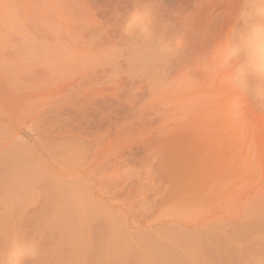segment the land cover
<instances>
[{"label":"rangeland","instance_id":"374dc122","mask_svg":"<svg viewBox=\"0 0 264 264\" xmlns=\"http://www.w3.org/2000/svg\"><path fill=\"white\" fill-rule=\"evenodd\" d=\"M45 1L0 0V231L28 221L18 240L3 233L5 264H202L203 240L258 245L264 138L201 136L202 118L183 110L201 85L187 80L181 35L167 37L138 0H88L97 26ZM255 22L239 58L257 70L243 60L229 74L264 103ZM232 247L216 254L251 257Z\"/></svg>","mask_w":264,"mask_h":264},{"label":"bare ground","instance_id":"6f19581e","mask_svg":"<svg viewBox=\"0 0 264 264\" xmlns=\"http://www.w3.org/2000/svg\"><path fill=\"white\" fill-rule=\"evenodd\" d=\"M47 1L51 0H46L45 2ZM53 1L51 2L53 3L52 5L56 3H54ZM138 1L139 6L143 10V13L149 11L150 13H148L152 14L156 18L155 22H157V27L159 29L160 27H162L163 29H165V33L169 34L167 37H178L179 34L181 35L180 38L182 39L180 40V38L178 37L179 39L177 40H179L178 43L185 44L186 51L184 52L183 56L185 59V63L189 64V67L186 68L187 71L185 72V75L187 77L191 70L195 71V76L193 78H187V80H198L201 85L199 91H195V93L192 94L190 93L191 95L189 94L190 96L187 97L185 108L183 110H185L188 115L192 116V118L195 115H198V117H196L197 119L202 118L203 123L201 125H198L200 122H196L199 127L201 126V130L199 131L198 126H195L197 127L200 134L202 132L204 133V136L203 134H201V136H203V138H206L205 140L209 142V144H211V141L219 142V144L220 142L229 143V141H233V143L236 144H239V142L247 143L249 141H261L264 138V114L262 113V110H260V108L264 105V103H258L260 99L258 100L259 96L257 97V95L255 97L248 96L246 94L247 86H243L242 90L239 91V88L236 87L235 83V80L237 79L230 76L231 74H229L230 70L232 71V69L237 68L241 61H250V57L246 55L245 57L242 56L239 58L240 54L243 52L240 44L242 40H244V35L248 36L256 30L255 26L252 25L253 19L257 21L254 24H260V28H262L261 23L264 24V12L263 10L261 11V8L259 7L261 0ZM13 2V5L16 4L15 1ZM56 4L54 6L58 7L60 10L62 8V10H66L67 15L70 13L69 16H75V21H77V19H80V17L77 18L78 16L84 15L83 17L87 18H84L85 20L82 17L81 18L85 22L87 20L94 21L96 23V26L99 25L98 23H100L98 22L100 19L97 16H93L94 14L91 15L93 11V4L91 2H88V0H59V3ZM76 8L77 11L79 10L78 12L76 11ZM137 8L138 10L140 9L139 7ZM147 8L149 9L148 11H146ZM64 11L62 12L64 13ZM139 12L142 13L141 11ZM107 31L101 29L100 27V29H98L97 31V34L103 33V37H109V31ZM110 43L113 42L111 41ZM232 59H234V61H232ZM249 64H251L250 67L252 69H254L255 71L257 70V66L254 65L252 61H250ZM228 67L230 68L228 69ZM252 80H254V82H252L253 87L255 86L257 88L256 89L254 87L256 89V92H259L257 91L258 89L261 91L264 90L263 70L258 71V75H256ZM239 102L244 103L243 108L239 106ZM232 105L233 109L231 108ZM195 127L193 130H195ZM200 134L197 135L201 137ZM27 222L28 221L25 220V222L19 224L18 226L16 223H12L13 226L10 225L9 227H13V230L15 232L11 233L8 229H5V232L6 230H8L7 232L9 233L6 232L5 234V232H3L5 234L3 238L7 236L6 238L9 239L10 237H13V234V240L16 238V235H19L20 237L24 236L21 230L25 227ZM1 232L2 231H0V240L2 239L3 235V233ZM18 237L16 238L17 240ZM206 240H203V243L201 242L202 244H204L203 246L206 247L203 248L201 245V247L203 248V253L205 254L203 255V257L206 256L207 258H205L206 261L204 259V264H264V259L256 260L254 258L255 254L257 253H259V256L260 254L264 256V239L257 241L258 245L255 244L256 246L252 245L250 242L248 243V247L247 244H245L246 241H244L245 243H243L241 240V242L239 240L234 242L233 240V244L227 243L228 241L220 243L221 241L219 240V242L217 240V242L211 243V241L209 242ZM204 241H206L207 243ZM15 242L17 241L15 240ZM208 244H212L210 245L211 248ZM219 244H221V246L233 245L234 247L232 248L238 249L237 251L239 255L240 253L242 255L244 249L250 248V250L252 249L250 251L251 254H249L251 257L249 256L250 258L247 261L243 260V256L240 257L238 255L236 259H234L233 257L232 259L231 256L226 255L227 253L225 254V258L218 257L220 255L216 253L219 249ZM212 246H214L215 248L213 250L215 251L216 255L214 254V251H211ZM208 247L210 248L209 251L207 250ZM204 249L206 252L204 251ZM7 252V246L6 248H3L2 251H0V264L6 263V258L8 257ZM245 254L248 255L247 252H245ZM223 255L224 253L222 254V256ZM234 257H236L235 254Z\"/></svg>","mask_w":264,"mask_h":264}]
</instances>
